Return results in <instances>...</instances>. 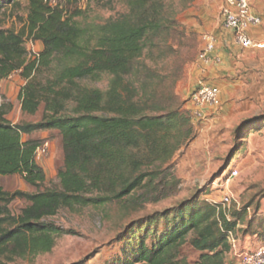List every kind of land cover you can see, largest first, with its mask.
Here are the masks:
<instances>
[{
  "label": "trees",
  "instance_id": "trees-1",
  "mask_svg": "<svg viewBox=\"0 0 264 264\" xmlns=\"http://www.w3.org/2000/svg\"><path fill=\"white\" fill-rule=\"evenodd\" d=\"M19 1L0 0V13ZM26 1L25 27L0 30V85L20 72L26 81L22 113L34 116L43 107V115L38 123L13 124L7 119L12 106L0 97V264L51 253L63 230L47 219L62 209L101 208L139 192L157 194L161 176L195 138L190 110L175 93L161 94L158 73L143 62L173 39L177 17L192 0H121L125 10L116 18L87 27L74 21L79 12L72 15L46 0ZM27 40L43 45L33 60ZM42 69L54 71L45 82L36 77ZM104 75L111 77L105 92L82 84ZM261 118L241 122L236 131L257 132ZM46 131L58 132L64 161L59 188L40 191L47 181L37 161L43 144L25 138ZM17 175L37 192H6L1 180ZM16 200L27 203L18 215L11 210ZM248 208L230 212L196 196L186 199L145 219L144 226L132 225L124 246L133 259L125 262L182 264L181 249L188 245L200 254L198 264H227L234 251L230 234L264 244V214L256 210L247 218ZM152 237L156 241L149 246Z\"/></svg>",
  "mask_w": 264,
  "mask_h": 264
},
{
  "label": "rangeland",
  "instance_id": "rangeland-1",
  "mask_svg": "<svg viewBox=\"0 0 264 264\" xmlns=\"http://www.w3.org/2000/svg\"><path fill=\"white\" fill-rule=\"evenodd\" d=\"M46 2L50 6L68 9L72 15L79 12L74 21L84 27L102 25L125 10L121 0ZM195 2L200 0H192L191 5L179 13L178 32L173 34V39L143 59L150 69L158 73L160 78L156 77L157 87L161 94L175 93L184 108L190 110L195 126V138L181 149L170 164L171 168L161 176L163 184L160 191L145 196L143 192L136 193L132 199L120 205L60 210L55 217L47 219V223L63 230V234L56 239L53 251L36 258L20 259L16 264H126L127 259H133L131 249L125 250L124 246V240L130 239L128 231L132 225L141 222L140 225L144 226L145 219L173 209L193 196L211 204H222L223 199L228 197L230 203L226 206L227 211L235 212L250 206L247 218L252 217L256 210L264 214V88L254 91L258 100L254 97L255 102L248 105L252 112L250 116L241 118L227 112H217L220 115L215 116L207 112L203 118H195L190 98L201 80L198 75L199 56L205 46L204 33H197L191 28L192 23L200 24L198 16H195L196 11L190 14L193 8H197ZM27 15L26 0H20L18 6H5L0 13V30L21 31L25 27ZM26 49L28 59L33 60L43 50V45L27 40ZM53 72L42 69L36 77L38 81L45 82L52 77ZM110 79V76L104 75L100 81H84L82 84L105 92ZM25 83L20 73H14L0 85L1 99L12 106L7 119L13 124H34L42 119L43 107L34 116L21 111L20 92ZM260 117L256 125H261V128L257 132L248 134L249 131H236L241 122ZM29 138L48 145L46 153L37 159L47 178L40 191L58 189V170L64 161L58 132H38L25 139ZM1 185L10 193L37 192L18 175L3 178ZM26 206L24 200H16L11 210L18 215ZM241 228L239 226L238 229ZM159 229L161 235L162 225ZM238 238L236 249L228 256L227 264H238L242 252L264 246L258 237H243L239 234ZM152 239L156 241L153 237L149 238L147 245L152 244ZM199 255L188 245L184 246L181 249L184 258L182 264H198Z\"/></svg>",
  "mask_w": 264,
  "mask_h": 264
},
{
  "label": "crops",
  "instance_id": "crops-1",
  "mask_svg": "<svg viewBox=\"0 0 264 264\" xmlns=\"http://www.w3.org/2000/svg\"><path fill=\"white\" fill-rule=\"evenodd\" d=\"M194 5L197 8L190 14L196 11L200 24L192 23V30L216 40L211 63L206 67L200 63L198 71L199 78L220 90L221 108L208 112L215 116L226 112L241 118L250 116L248 105L258 100L254 91L264 88V0H251L252 12L262 24L248 31L250 38L262 47L248 49L238 45L234 32L223 27L220 13L225 0H200Z\"/></svg>",
  "mask_w": 264,
  "mask_h": 264
},
{
  "label": "built area",
  "instance_id": "built-area-1",
  "mask_svg": "<svg viewBox=\"0 0 264 264\" xmlns=\"http://www.w3.org/2000/svg\"><path fill=\"white\" fill-rule=\"evenodd\" d=\"M220 14L224 29L234 32L238 45L245 49L262 47L256 44L248 34L249 28L262 24L261 18L252 12L251 0H225V5ZM204 42L205 46L199 56V64L201 63L206 67L211 63L210 54L215 49L216 40L211 35H205ZM190 103L195 109V118L201 119L207 115L208 111H216L221 107L220 90L201 79L192 93ZM47 149L48 145H43L37 152V159L44 155ZM233 175H236V173H233ZM229 203L230 199L225 197L222 205L226 208ZM229 241L236 249L237 240L233 234H230ZM238 264H264V247L242 252Z\"/></svg>",
  "mask_w": 264,
  "mask_h": 264
}]
</instances>
